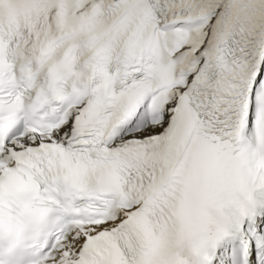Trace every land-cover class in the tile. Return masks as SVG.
I'll return each instance as SVG.
<instances>
[{
	"label": "snow or ice",
	"instance_id": "obj_1",
	"mask_svg": "<svg viewBox=\"0 0 264 264\" xmlns=\"http://www.w3.org/2000/svg\"><path fill=\"white\" fill-rule=\"evenodd\" d=\"M0 264H264V0H0Z\"/></svg>",
	"mask_w": 264,
	"mask_h": 264
}]
</instances>
